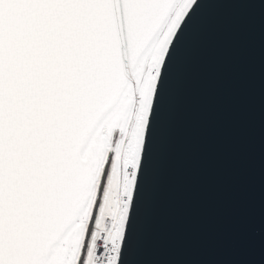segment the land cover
<instances>
[{
  "label": "snow or ice",
  "instance_id": "obj_1",
  "mask_svg": "<svg viewBox=\"0 0 264 264\" xmlns=\"http://www.w3.org/2000/svg\"><path fill=\"white\" fill-rule=\"evenodd\" d=\"M212 2L0 0V264H135L176 67Z\"/></svg>",
  "mask_w": 264,
  "mask_h": 264
},
{
  "label": "water",
  "instance_id": "obj_2",
  "mask_svg": "<svg viewBox=\"0 0 264 264\" xmlns=\"http://www.w3.org/2000/svg\"><path fill=\"white\" fill-rule=\"evenodd\" d=\"M169 95L135 264H264V0H220Z\"/></svg>",
  "mask_w": 264,
  "mask_h": 264
}]
</instances>
